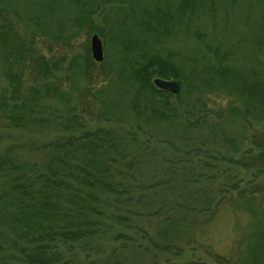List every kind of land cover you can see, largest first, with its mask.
Wrapping results in <instances>:
<instances>
[{"label": "rangeland", "instance_id": "rangeland-1", "mask_svg": "<svg viewBox=\"0 0 264 264\" xmlns=\"http://www.w3.org/2000/svg\"><path fill=\"white\" fill-rule=\"evenodd\" d=\"M151 4L150 0H142L140 7L149 8ZM116 7L109 3L94 12L82 29L72 30L75 34L71 39H57L55 28L46 24L48 35L36 41V47L47 57L51 53L60 56L49 81L60 88L70 87L74 96L72 103L78 104L77 110L87 127H114L127 135V146L122 148L126 149V157L119 168L127 171L124 178L127 184L131 183L132 204L128 208L124 204L105 207L103 229L112 228L88 249H81L76 264H105L112 249L119 244L124 247V264H189L192 261L243 264V253L252 234L256 233L252 246L259 248L264 242L260 236L264 233V122L256 117L244 98L228 88L218 87L217 77L211 83L217 88H213L194 74H202L209 81L211 75L205 70L217 59L222 61V66L228 64L247 70L255 61H260L263 65L260 68H264V48L260 50L258 44L252 45L250 39L263 5L216 0L211 12L201 13L192 21L186 17L173 24L160 41L148 40L149 55L169 56L182 71L181 105L175 96L168 97L181 111L172 125L146 122L145 117L136 116L130 110L134 101L130 98L131 84L127 87L129 93L124 92L125 97L118 104L123 109L117 107L111 111L103 104L111 103L117 87L125 85L121 73L124 59L135 54L121 51L116 37L119 24L125 21L132 26V20ZM4 13L8 14L9 27L20 35L33 30L35 25L26 20L23 7L5 8ZM101 27L103 60L96 62L91 55L90 37ZM91 28L95 31H90ZM10 34L13 35L12 30ZM219 44L220 52L228 53L227 56L212 52ZM195 53L200 58L198 63H202L196 72L193 70ZM88 54L94 63H90L85 78L77 73L78 68L69 64L72 55L86 57ZM0 67H3L1 62ZM106 80L112 81L109 87L103 84ZM6 85L7 79L1 70L0 93ZM43 105L48 112L52 108L61 110L59 113L64 110L63 105L51 98ZM99 109L102 116H98ZM54 120L51 118L41 130L28 131L9 128L0 118V149L7 145L26 159L41 161L44 154L37 146L59 133ZM116 211L123 212L130 221L115 223ZM118 230L125 231L126 238L115 239ZM0 233L5 234L0 237L5 243H9L6 236L14 237L9 228Z\"/></svg>", "mask_w": 264, "mask_h": 264}, {"label": "trees", "instance_id": "trees-1", "mask_svg": "<svg viewBox=\"0 0 264 264\" xmlns=\"http://www.w3.org/2000/svg\"><path fill=\"white\" fill-rule=\"evenodd\" d=\"M225 1L263 5L259 9L256 31L250 37L252 45L258 44L259 49H263L264 0ZM150 2L149 8H141L142 0H0V62L3 64L0 71L7 79V85L0 93V118L7 127L17 130H41L53 117L55 120L52 122L59 127V133L37 146L44 154L41 161L26 159L7 145L0 149V232L9 228L14 234V237L6 236L9 243L0 240V264H16V260L19 264H76L79 251L88 249L112 228L103 229L105 207L124 204L128 208L132 204L131 183L127 184L124 178L127 171L119 168L126 157V149L122 148L127 146V135L119 128L87 127L77 110L78 104L72 103L74 96L70 87L60 88L49 81L54 76L55 62L60 56L51 53L47 57L36 47V41L40 36L48 35L46 24L55 28L57 39H71L75 34L72 30L82 29L86 22L91 21L94 12L109 3L118 5L116 9L126 12L132 26L122 21L116 37L122 52L135 54L134 58H123L121 73L124 74L125 85L117 87L111 103L103 104H107L111 111H116L117 107L123 109L118 104L131 84L129 88L133 93L130 98L134 101L130 110L136 116L145 117L146 122L162 121L172 125L181 116V111L170 103L168 97L175 96L181 105L182 71L169 56L149 55L146 51L148 40L160 41L173 24L186 17L192 21L201 13L211 12L216 0ZM124 3L127 4L125 8L122 7ZM15 6L23 7L26 20L30 19L35 25L31 33L20 35L12 26L9 27L8 14L4 9ZM139 9L140 15H137ZM13 12L16 13L15 10ZM90 31L95 30L91 28ZM95 32L103 37V27ZM103 39L105 42V37ZM211 50L222 57L228 54L220 52V44ZM193 58V70L196 72L202 63H198V54L195 53ZM70 60L69 65L78 68L77 73L85 78L90 63H94L90 54L86 57L72 55ZM221 62L217 59L214 65L206 68L205 71L211 75L209 81L202 74H194L195 78L208 87L217 88L211 84L217 77L218 87L228 88L244 98L256 117L264 122V68H260L263 65L255 61L247 70L228 64L222 66ZM155 76L176 79L180 86L178 93L157 88L153 82ZM111 83L106 80L103 84L109 87ZM194 87L196 89L198 84L195 83ZM48 98L63 105L62 114L57 108L50 112L45 110L43 102ZM99 115H103L100 109ZM132 140H135L134 136ZM113 216L117 224L129 220L121 211H116ZM116 232L115 239L126 238L125 231ZM253 234L243 253V264H264V242L259 248L252 246L256 237V233ZM0 235L3 238L5 234ZM260 236L264 237V233ZM121 245L112 249L105 264H124V247ZM220 258L218 256L217 259L220 261ZM189 264L206 263L192 261Z\"/></svg>", "mask_w": 264, "mask_h": 264}, {"label": "water", "instance_id": "water-1", "mask_svg": "<svg viewBox=\"0 0 264 264\" xmlns=\"http://www.w3.org/2000/svg\"><path fill=\"white\" fill-rule=\"evenodd\" d=\"M90 47L92 58L96 62L103 60V44L102 40L97 33H93L90 37ZM157 88L176 94L179 91V84L176 80H167L155 78L153 80Z\"/></svg>", "mask_w": 264, "mask_h": 264}]
</instances>
